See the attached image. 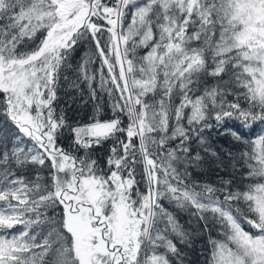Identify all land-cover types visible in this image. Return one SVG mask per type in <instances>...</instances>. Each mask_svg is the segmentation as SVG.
I'll list each match as a JSON object with an SVG mask.
<instances>
[{"label":"snow or ice","instance_id":"obj_1","mask_svg":"<svg viewBox=\"0 0 264 264\" xmlns=\"http://www.w3.org/2000/svg\"><path fill=\"white\" fill-rule=\"evenodd\" d=\"M65 85L110 115L70 124ZM197 233L264 264V0H0V264H190Z\"/></svg>","mask_w":264,"mask_h":264},{"label":"trees","instance_id":"obj_2","mask_svg":"<svg viewBox=\"0 0 264 264\" xmlns=\"http://www.w3.org/2000/svg\"><path fill=\"white\" fill-rule=\"evenodd\" d=\"M69 91L67 89V86L65 85V88L61 91L60 94V103L58 105V111L60 108H63L64 112L67 114V117L69 119V123L76 125V124H86L90 122V117L96 116L97 118H104L106 119L108 115H110L109 112H107V109H104L99 114H97L94 111L93 103L92 101H88L87 103H84L81 101L79 93L75 91H69L68 95H65L64 92ZM87 92V89H85ZM103 100H107V96L104 94H101ZM84 100L87 101L88 97L85 95ZM234 128H236L238 131L243 132L246 134L251 133L252 135L258 134L260 130V125L254 126L253 129H245L242 126H240L238 121H230L229 122ZM67 135V134H66ZM209 141L214 143V146L217 148H227L229 146V141H231V137H224V136H218L215 131H212L210 135L208 136ZM71 143L70 139H65L63 141V144L65 147H67ZM195 146V145H194ZM97 155L103 157L104 156V149H101L97 152ZM199 171V170H197ZM202 181H212L215 182L218 177L215 173L208 172L206 169L204 170V174H202L200 177H198ZM228 177L225 176V179ZM171 210V209H170ZM178 218L180 220V223L187 229L190 227H195V224H189V217L185 213H179ZM213 237H216L218 235L217 231L213 230L212 234ZM208 246V234L204 233L203 236H201L199 233H197L196 239L193 241V245L191 248H186V254H187V260L190 262V264H204L205 258L208 255V252L206 251V248Z\"/></svg>","mask_w":264,"mask_h":264}]
</instances>
